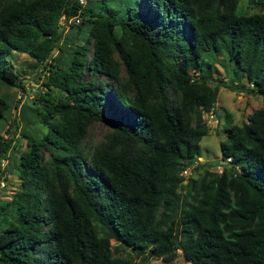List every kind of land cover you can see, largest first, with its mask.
<instances>
[{"label":"trees","instance_id":"trees-1","mask_svg":"<svg viewBox=\"0 0 264 264\" xmlns=\"http://www.w3.org/2000/svg\"><path fill=\"white\" fill-rule=\"evenodd\" d=\"M85 1L0 0V81L23 88L11 52L45 67L33 99L45 130L27 136L19 189L0 203V263L137 264L115 253L126 247L143 261L180 249L191 264H264V7L238 14L237 0ZM61 14L79 15L67 29L85 24L65 67L51 61ZM221 53L252 87L207 82L206 59ZM219 85L262 97L226 127L220 171L195 160ZM9 108L0 96L1 118ZM96 120L106 130L86 148ZM12 142L0 133V158ZM186 166L197 175L184 177Z\"/></svg>","mask_w":264,"mask_h":264},{"label":"rangeland","instance_id":"rangeland-1","mask_svg":"<svg viewBox=\"0 0 264 264\" xmlns=\"http://www.w3.org/2000/svg\"><path fill=\"white\" fill-rule=\"evenodd\" d=\"M107 2L110 6L113 0H88V4L96 2ZM87 3V0L85 1ZM264 6L261 4H251L247 0H237L235 12L240 14H249L260 11ZM94 10H100L98 5H94ZM85 31V24L63 27L61 31V40L53 46L51 52V61L55 65L65 67L68 53L73 45L82 41ZM9 60L13 68L22 78L23 88L14 85H7L0 81V96H3L8 102L10 108L4 118L0 117V133L13 138V144L9 151L7 159L3 162L2 173L4 186L0 187V203L10 198V196L19 189L20 179L15 171V164L20 151L25 149L27 136L38 137L44 132L45 125L40 115V107L34 102V97L44 88L41 83L43 79L44 65L35 61L32 57L23 52H11ZM208 66H204V71L209 75L207 80L210 84L219 83L218 79H223L225 83L229 81H238L246 87H252L251 82H247L243 75H237L232 72L233 63L224 54H218L215 61L206 59ZM235 83V82H233ZM247 88V89H249ZM20 95V96H18ZM21 101V104H19ZM262 97L260 94L246 90V88H229L219 85L214 101V113L218 118L215 126L207 124L206 133L199 140L198 152L195 154V160L198 163L205 162L213 169L228 165L221 162V152L219 141L225 138L226 127L230 123H240L246 119V115L254 108L260 106ZM37 110V111H35ZM229 113L230 120H225L224 114ZM204 118V113H203ZM106 126L102 121H93L87 128L83 138V145L89 148L94 142L102 137ZM22 133L26 134L23 136ZM197 175L187 166L184 177L187 175ZM185 183V178L181 182ZM183 191V188H180ZM115 253L124 256H131L137 260V264H191L180 249H176L171 258L149 257L143 261L138 256H134L126 247H118ZM5 264V263H0Z\"/></svg>","mask_w":264,"mask_h":264},{"label":"built area","instance_id":"built-area-1","mask_svg":"<svg viewBox=\"0 0 264 264\" xmlns=\"http://www.w3.org/2000/svg\"><path fill=\"white\" fill-rule=\"evenodd\" d=\"M79 3H83L84 0H78ZM79 15L75 14L70 17H66L64 14H61L58 19V23L61 24L63 27H66L69 22L73 23H78L79 22ZM20 96V95H18ZM19 104H21V101H19ZM204 120L206 124H210L211 126H215L218 122V118L214 113L213 108L211 107L209 110L204 112ZM208 126V125H207ZM7 159V157H2L0 158V173H2V168H3V162ZM230 160V157H226V161ZM222 162V160H221ZM187 166L181 171V174L184 175L186 172ZM221 167H218L216 170L220 171ZM214 169V168H213ZM183 181V180H182ZM4 186V181H3V175L2 178H0V187Z\"/></svg>","mask_w":264,"mask_h":264},{"label":"water","instance_id":"water-1","mask_svg":"<svg viewBox=\"0 0 264 264\" xmlns=\"http://www.w3.org/2000/svg\"><path fill=\"white\" fill-rule=\"evenodd\" d=\"M221 161V160H220Z\"/></svg>","mask_w":264,"mask_h":264}]
</instances>
